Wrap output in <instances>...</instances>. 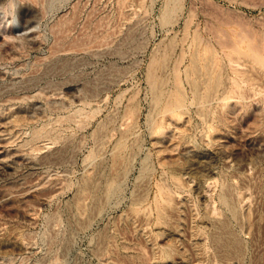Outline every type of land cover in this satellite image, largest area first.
<instances>
[{
  "label": "rangeland",
  "instance_id": "rangeland-1",
  "mask_svg": "<svg viewBox=\"0 0 264 264\" xmlns=\"http://www.w3.org/2000/svg\"><path fill=\"white\" fill-rule=\"evenodd\" d=\"M0 264H264V0H0Z\"/></svg>",
  "mask_w": 264,
  "mask_h": 264
}]
</instances>
